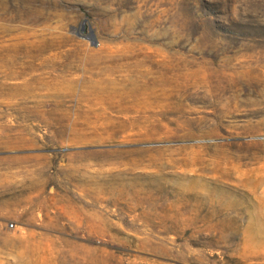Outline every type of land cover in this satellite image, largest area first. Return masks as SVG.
Segmentation results:
<instances>
[{
	"label": "rangeland",
	"instance_id": "obj_1",
	"mask_svg": "<svg viewBox=\"0 0 264 264\" xmlns=\"http://www.w3.org/2000/svg\"><path fill=\"white\" fill-rule=\"evenodd\" d=\"M0 264H264V0H0Z\"/></svg>",
	"mask_w": 264,
	"mask_h": 264
},
{
	"label": "water",
	"instance_id": "obj_2",
	"mask_svg": "<svg viewBox=\"0 0 264 264\" xmlns=\"http://www.w3.org/2000/svg\"><path fill=\"white\" fill-rule=\"evenodd\" d=\"M86 29H87V26L84 25V30H86ZM89 38L91 39V41L93 42V44L96 43V40H95L94 34H93V32H92L91 30H89Z\"/></svg>",
	"mask_w": 264,
	"mask_h": 264
},
{
	"label": "built area",
	"instance_id": "obj_3",
	"mask_svg": "<svg viewBox=\"0 0 264 264\" xmlns=\"http://www.w3.org/2000/svg\"><path fill=\"white\" fill-rule=\"evenodd\" d=\"M11 227H13V225H10Z\"/></svg>",
	"mask_w": 264,
	"mask_h": 264
}]
</instances>
